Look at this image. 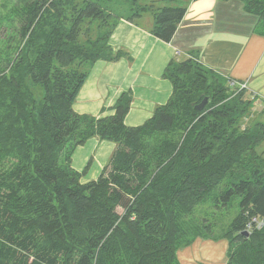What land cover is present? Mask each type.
<instances>
[{
	"label": "trees",
	"instance_id": "trees-1",
	"mask_svg": "<svg viewBox=\"0 0 264 264\" xmlns=\"http://www.w3.org/2000/svg\"><path fill=\"white\" fill-rule=\"evenodd\" d=\"M241 1L264 32V0ZM176 2L15 7V34L0 36V264H182L178 251L199 237L227 239V264H264V224L247 229L264 222V120L243 128L255 99L247 88L195 56L174 58L164 72L173 93L143 124L125 123L131 92L111 116L74 110L94 63L125 55L109 42L118 20L152 17L151 32L170 42L187 12ZM93 137L116 148L83 183L91 161L80 172L72 154ZM234 207L228 230L211 236L217 211Z\"/></svg>",
	"mask_w": 264,
	"mask_h": 264
},
{
	"label": "crops",
	"instance_id": "crops-1",
	"mask_svg": "<svg viewBox=\"0 0 264 264\" xmlns=\"http://www.w3.org/2000/svg\"><path fill=\"white\" fill-rule=\"evenodd\" d=\"M187 12L172 40L167 42L151 32L152 17L120 18L109 42L125 55L116 61L94 63L80 90L74 110L97 117L111 116L123 92L132 93L126 116L128 126H138L168 102L172 81L164 72L172 59L197 57L199 61L235 82L247 84L254 105L264 103V32L255 31L258 16L247 12L241 0H185ZM116 143L89 139L72 154V166L83 172L86 183L99 177ZM227 239L197 238L181 248L182 264H227Z\"/></svg>",
	"mask_w": 264,
	"mask_h": 264
},
{
	"label": "rangeland",
	"instance_id": "rangeland-1",
	"mask_svg": "<svg viewBox=\"0 0 264 264\" xmlns=\"http://www.w3.org/2000/svg\"><path fill=\"white\" fill-rule=\"evenodd\" d=\"M28 1L29 0H0V36H3L4 39L15 34L14 33L15 22H14L13 10L15 9V7H20V6L23 7V5ZM79 1L82 2V0H79ZM176 3L187 6V3L185 2V0H177ZM121 14L127 15L129 14V10H123ZM150 14L151 13L149 12L148 16ZM11 54L13 55V51ZM37 95H39V97H42L41 89H39V91L37 92ZM260 115L264 120V106L255 103L252 109V116L245 117L244 119L243 128L246 127L251 122V120L255 119L256 117ZM258 150L259 152H262V153L264 152V143H262L259 146ZM237 210H238L237 207L236 208L234 207L229 210L224 209L223 212L217 211L218 226L215 228L213 232H211V236L218 237V236L224 235V233L228 230L229 222L233 219ZM219 214H222V215H219ZM197 216L198 217L205 216L204 209L201 210V208H199L197 211ZM199 238H202V237H199Z\"/></svg>",
	"mask_w": 264,
	"mask_h": 264
},
{
	"label": "built area",
	"instance_id": "built-area-1",
	"mask_svg": "<svg viewBox=\"0 0 264 264\" xmlns=\"http://www.w3.org/2000/svg\"><path fill=\"white\" fill-rule=\"evenodd\" d=\"M231 83L235 84V85H238L239 90L247 88V84L246 83H241V82L238 83V82H235V81L231 82ZM263 106H264V103H263ZM263 224H264L263 220L254 217L253 221L248 223L247 229L251 230L253 227L261 228L263 226Z\"/></svg>",
	"mask_w": 264,
	"mask_h": 264
},
{
	"label": "water",
	"instance_id": "water-1",
	"mask_svg": "<svg viewBox=\"0 0 264 264\" xmlns=\"http://www.w3.org/2000/svg\"><path fill=\"white\" fill-rule=\"evenodd\" d=\"M209 100H210L209 96H206L204 98V100L197 105V108L199 110L204 109L206 107V105L208 104ZM243 233L246 234V235H249L250 234V231L249 230H245Z\"/></svg>",
	"mask_w": 264,
	"mask_h": 264
}]
</instances>
